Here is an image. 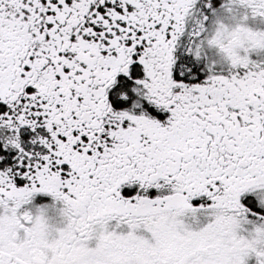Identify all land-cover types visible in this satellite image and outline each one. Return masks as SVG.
<instances>
[{"label": "snow or ice", "instance_id": "snow-or-ice-1", "mask_svg": "<svg viewBox=\"0 0 264 264\" xmlns=\"http://www.w3.org/2000/svg\"><path fill=\"white\" fill-rule=\"evenodd\" d=\"M0 264H264V0H0Z\"/></svg>", "mask_w": 264, "mask_h": 264}]
</instances>
